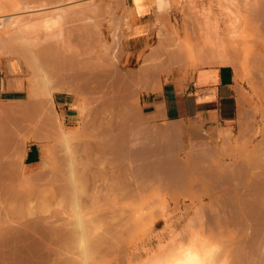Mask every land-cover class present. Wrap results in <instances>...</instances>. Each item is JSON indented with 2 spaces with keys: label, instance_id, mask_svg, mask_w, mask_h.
<instances>
[{
  "label": "rangeland",
  "instance_id": "obj_1",
  "mask_svg": "<svg viewBox=\"0 0 264 264\" xmlns=\"http://www.w3.org/2000/svg\"><path fill=\"white\" fill-rule=\"evenodd\" d=\"M96 1L98 2V0ZM136 1L138 0H133V4ZM150 1L151 3H154L153 0ZM222 1H226V3ZM222 1L220 4V0H168L170 7L166 10V12L161 13L163 16L160 15V13L156 16V22L152 29V37L149 38V42L146 44L127 43L128 36L132 34L131 29L132 25L134 24L132 10L130 9L131 6L129 5L128 0L127 7L124 6L125 8L123 7V10L121 9L122 5H120V9H116L118 12H115V14L109 12L107 13L106 11V13H102L103 15L101 14V17H99L100 19L102 18L101 23H103L101 24V29L103 32L102 44H106L107 46L111 45L109 46L110 54L112 53L111 55L115 54V52H118V56L120 55L122 59V63L119 65L120 72L122 70V72L125 71L124 73H132L135 76L133 81L134 83L130 88L128 87L127 89L126 86H123L124 88L120 87V90L117 88H112L113 84L110 83H113V77H109L110 75L105 74V72L103 74V71L100 70L99 72H102V75H100L101 73H98V76H100L99 79L102 78V82L104 80V83L98 79L99 82H101V85L99 82H96V85L91 84L92 91L91 88L87 89L86 85H83V87L82 85L78 84L80 85L79 88L82 87L81 89L75 85L76 83L72 84L75 86L71 85V87H74L75 89L78 88L79 90L77 89V91H86L80 96L82 121H80L78 124V126H80L77 127L78 130L76 129V131H78V136H76V141L74 144H77L76 146L79 147L78 151L83 155V157L86 158V154H88L87 156L92 160H90V164L93 162L91 166L89 165L91 168L90 170H93L94 172H91L93 176L90 174L92 182L90 181L91 183H89V188L93 189L92 191L89 189L90 194H93L95 190L100 191L103 187L105 188V185H102L103 187L99 185V183L104 184L101 169L102 164L105 165L107 169V177L109 176V178H107L108 183L113 182L114 184L115 182L117 184L119 183L120 179L123 178V175L120 177V168H123L124 170L127 165L130 166L132 163V166L130 167L132 169L130 172L131 176L126 178L130 179V185L133 184V188L130 186V189L133 191L137 184L138 189H144L143 192L147 190L149 191L143 194L141 190L136 191V188V190L133 192L140 193L141 191L143 195L140 193V195L137 194L135 196V194L131 192L133 195L126 194L127 198H120L115 201L102 200L100 203H92L90 199H88L87 204L86 206H83L81 213L76 214L74 210L75 204L72 201L74 197L70 196V192L67 190L56 191L54 188L48 187L52 179L55 180V174H53L51 170L48 171L49 169L46 170L43 165V163L46 161L45 157H48L50 154V163L52 166L54 165V168L60 169L56 176L58 180L57 185H65L67 183H70V185L72 184L73 176L71 166L64 160L66 146L61 143L62 141H59L60 138H58L59 140L56 138L52 142L49 140L40 141L41 157L40 162L37 164L38 170L32 171L30 174H25L23 165L19 163L22 159L18 161V167L20 170L17 168V172L22 175V178L24 179L23 184L30 175H39L40 173H42V175L38 177V183H34L33 186L35 187L31 189L32 186L29 185L31 193H26L28 195L27 199H25L24 202L19 199H14L12 205L22 204L24 208H29V206L32 205V207H34V204L38 205V199L41 196L47 195L48 193L52 194L54 198L52 197L53 199L48 201L47 204L41 208H38L36 205L35 209L33 210L26 209L27 212L24 213V215L22 214L21 216H16V221L20 224L37 221L39 225L44 227H47V222H49L51 225L62 227L65 233L64 242L62 243L66 248L64 255L69 259V264H102L99 259L107 244H111L113 241V238L111 237V231L113 228H121L120 230L122 231V234L119 236L120 240L117 241L122 249L117 251L116 254L117 256L123 257V264H128L129 262L130 264H172L174 260L182 256L188 248L201 253L207 251L210 259L212 258V255L210 256V254L213 253L215 256L212 259L213 264H239L236 260L237 256L233 251L240 245L239 240L241 239V236L246 235L245 233L247 231L245 230L247 229L244 228L245 226L240 227V225L237 223H226V221H224L225 218L223 219V217L228 218L231 215V211L229 210V202L231 201V198L236 196L235 194L237 191L243 193L242 196L245 197V193L252 189L250 185L254 181L247 179L249 182L247 183L245 181L247 175L246 177H243L246 174L244 171V169H246L244 168L246 167L244 163L245 158L247 159L249 156L250 150L254 151L255 149L260 148L258 151L255 150L256 153H259L260 151L264 152V48L260 40L256 38V28L244 22V18L246 17L247 13L250 11L252 12L255 9L262 10L264 7H233L232 5L229 7L227 0ZM103 2L104 4H107L110 2V0H103L98 3L103 4ZM224 4L226 5L224 6ZM187 5H189V7ZM52 8L54 9L55 7ZM111 14L114 17H111ZM85 17L86 16H84V18ZM122 17L124 18L122 19ZM78 19L82 20L83 18L78 17ZM73 21H71L72 23L69 24L72 25V28L69 26L68 29L71 32L75 31L73 40L74 42L76 41V43L78 42V44L81 45V48L78 46L79 50L81 49V52H85L87 51L84 50L87 49V38L86 35H84L85 29L83 30L81 29L82 26L77 27V25L82 24L83 28H85L84 25L87 24V20H85L86 22L84 20H82V22L77 21V23L76 21ZM114 22L115 25L112 26ZM73 25H75L77 28L75 26L73 27ZM213 26L216 27V29L213 28ZM74 28L76 29L74 30ZM211 31H213L214 34ZM115 34L117 37H115ZM91 40V46L94 48V52L97 53L100 49L99 38L97 39V37L94 36ZM188 43L194 45L196 52L198 51L203 53L204 51L203 56L210 57L213 55L217 56V59L212 63H205L206 65L203 63L195 64L193 59L184 52L185 54L182 58H179V60H172L171 62L169 59L170 57L168 58V53L170 54L171 49L176 48V46L179 44L182 45V47L184 46L182 48L183 50H185V48L187 50L189 45ZM120 45L122 46L121 48L119 47ZM111 49L114 51V53L111 51ZM0 57H7L6 51L1 48ZM219 57H222L223 59L225 58V61ZM125 58H129L130 61L128 59L126 60ZM126 62H128V64L125 65ZM208 65H232L235 68L237 80L244 93L238 102V123H236L234 127H230V129L225 127H205L203 124H198L195 121L177 122L176 124L172 125L169 130L171 131L173 127H180L183 129V131L185 130V133L182 131V129L179 130L180 132L174 133L175 135L185 134L182 144L183 146L181 148H175V152L170 150H165L164 152V150H159L156 147L151 148L156 144L152 143V140L150 139L152 136H148L146 139L145 135L141 134L142 131L136 128L139 125L127 123V119L129 118V109H132L136 116L146 115L142 109V95L152 91L147 92L143 89L137 88V86H143L144 84L146 86L149 82L150 86H154L153 89H155L156 85H160L162 82L168 81L177 75L188 74L197 70L198 68ZM46 66L45 68H48ZM25 76L29 87V73L27 70L25 71ZM103 85L105 86L103 87ZM114 89H117L116 92H121V89L123 90L119 97V94L114 95ZM110 91H112L111 94L109 93ZM114 96H116L115 99ZM106 98L108 103L105 102ZM111 100L113 101L114 105L111 103ZM113 106H117L115 107L116 109ZM119 109H121V111ZM59 116L63 123L64 130L71 132L72 129H69V127L64 124L63 117L61 115ZM129 120L133 121V123L136 122L135 124H139V122H143L145 119L142 118L137 120L134 118H129ZM84 124L86 127L88 126L87 132L90 134L81 132L84 129ZM148 126L152 131L151 128H153V126ZM153 129L154 131L156 130L155 128ZM134 130L137 132L135 133ZM224 130H229L232 132L233 139L231 142H227L220 137L221 132ZM117 132L122 133L123 135L117 134ZM128 132L130 133L127 134ZM124 133L127 135L124 136ZM113 134L114 137L117 135V137H124L126 139L129 135L128 142H131L132 146L130 147L128 142H126V139L125 141L121 139V141H123L121 144L123 145L125 143V148L121 145L120 149L117 148L115 151L112 150L113 148L108 142L111 141L110 138L113 137ZM26 140L27 139H25V142L28 141ZM146 142L148 143L145 144ZM142 143L145 144V147L148 146L150 148L144 150V148L141 146ZM111 144H113V142H111ZM41 145L43 147L45 146L44 150L42 149ZM223 148H226V151ZM46 149L49 150L47 153L45 151ZM244 149L247 151L243 152ZM22 154L24 155V152ZM23 155H20L19 157L23 158ZM233 155H237V159ZM130 156L132 158L131 161H129V159H131ZM204 156L207 157L205 158ZM121 158L123 159L121 160ZM233 158L236 159V163L235 159ZM172 162H174L173 167L175 168L173 171L176 172L173 173L174 177L176 178V183L172 182V180L169 178L170 172H173L170 170ZM237 162L238 164L241 162V166L238 165ZM122 163H126V165L124 166ZM232 163H234V166H231ZM159 166H163V171L166 169L163 174L164 176L166 174V183L163 182L164 185L162 187L158 186L161 182L156 177L157 174H159ZM183 166L186 169L182 170ZM195 166H197L198 169H195ZM238 166L240 167L238 168ZM144 167L147 168L144 169ZM150 167H153V169H149ZM155 167H159L157 171L154 169ZM192 167L195 170H192ZM234 168L238 169L234 170ZM240 168H243L241 170V176L243 177V180L239 178V173L237 174V171L240 172ZM43 169H45L47 172L45 173L44 170L43 173ZM189 169L192 170V173L194 171L195 175L192 174L191 170ZM204 169L206 171L203 172H205L207 175L204 173L205 175L202 174L204 175L202 176L200 173H198V171ZM230 170L236 171L234 173V175H236L234 176ZM242 171H244L245 174H243ZM130 173L128 175H130ZM197 173L199 179L195 177ZM122 174L126 175L125 172ZM132 174L135 176L136 180ZM229 174H231V176H229ZM153 175H155V177ZM187 175L191 176V178L189 177L191 179L190 181H192L193 178V181L197 180L198 182H195L198 185H193L192 189L194 191H191L192 189L187 190V188H185L186 182L189 180L187 179ZM118 176L120 179H118ZM202 177L204 178L203 180L201 179ZM232 177L234 182L237 180V183L233 182ZM49 179H51V181ZM117 179L119 181H117ZM132 181H134V183H132ZM153 181L155 184H152L151 186ZM245 182L248 185H246ZM139 183H141L142 187L144 185L146 186V184H148L150 187L147 186L148 189H146V187L141 188V186L138 185ZM111 184L112 183H110V185ZM166 184L168 188H166ZM175 184L179 186H174ZM51 185H53V182H51ZM113 186H115V184ZM153 186L155 189H153ZM172 186H174V188ZM238 186L240 188H238ZM100 187L102 188L100 189ZM151 187L152 190L150 191ZM156 187L159 191L156 190ZM231 187H236L237 191L235 192L234 189L233 192V188L230 189ZM115 188L118 189V186H115ZM160 188L162 190H160ZM176 188L179 189L174 190ZM130 189L127 191V193L130 192ZM166 190L169 191L167 192ZM105 191L106 188L103 192ZM229 192L230 194L233 192L232 194L234 195H230ZM240 192L239 194H241ZM31 194L34 197H32ZM35 197L38 199L36 200ZM30 198L33 200H30ZM29 200L31 202L33 201V203L29 204ZM224 207H226V209H224ZM217 213H219V215ZM218 216H221L220 218H222L221 220H223V222L219 220L220 218H218ZM158 221L159 224L156 225ZM79 222L84 224L86 228L84 232L80 231ZM219 223H224L225 225L223 224V226H221ZM229 230H234L237 232L239 238L237 237L234 240L230 236ZM43 233L47 234L45 232H42V234ZM104 233H108L105 237L106 242H104V244H102L103 242H98L99 248L96 249L95 244L97 240L103 239L101 236H103ZM82 241L86 242L88 245V260H86L85 254L81 250ZM3 245L5 247V244ZM30 248L35 250L38 248L37 252L41 251L39 246L34 247L33 245ZM210 259L209 263L211 264L212 262ZM34 263L37 264V261H34Z\"/></svg>",
  "mask_w": 264,
  "mask_h": 264
},
{
  "label": "bare ground",
  "instance_id": "obj_2",
  "mask_svg": "<svg viewBox=\"0 0 264 264\" xmlns=\"http://www.w3.org/2000/svg\"><path fill=\"white\" fill-rule=\"evenodd\" d=\"M101 1H103V0H101ZM101 1L98 0V2H101ZM107 1H109V0H107ZM153 1L155 3V5H154V3L152 2L153 5H154V7H156L155 9H157L160 12V15H162L161 13L166 12V10L170 7V3L168 2V0H153ZM221 1L222 0H220V4H221ZM227 1H228L227 3H229L228 4L229 7L231 5L233 7H264V0H227ZM98 2L96 0H0V48L3 49L4 51H6L8 58H10V59H22L26 65L27 71L29 73L28 79H29V83H30V88L28 89L29 90L28 100L26 102H24V110L26 113L28 112V110L32 109V106L34 104H36V103L38 104V102H41L40 105L41 104L43 105L42 109L40 108L42 110V113L47 112V111H51L52 109L50 108V110H49L47 107H50L49 104L53 103V98H54L53 96H54L55 92H66V93L71 92V93H73V92L77 91V89L80 87V85H82V86L86 85V88L87 89L91 88V91H92V85H96V82H99V80L101 81V79H102V78L99 79L100 76H98V73L99 74L101 73L100 75H102V72H99L100 70L103 71V74L105 72V74L110 75L109 77H113V83H110V84H113L112 88H117L120 90V87L124 88L126 86V89H127L128 87L130 88L132 86V84L134 83L133 81H134L135 76L132 73H130V72L124 73L125 71L122 72V70L120 72L119 65L122 63V61H121L122 59H121L120 55L118 56V52L117 53L115 52V54L111 55L112 53L110 54V47H109L111 45L107 46L106 44H102L103 32L101 29V26H102L101 24H103V23H101L102 18L101 19L99 18V17H101V14L106 13V11H107V13L109 12V13L115 14V12H118L117 11L118 8L120 9V7H121L120 5H122L121 9L123 10L124 6L127 7V0H110V2L107 4H104V2H103V4L98 3ZM217 2H216V4H217ZM222 2L226 3V1H222ZM139 3H140V0L136 1L134 3L135 7H140ZM189 5H187V6L189 7ZM225 5L226 4H224V6ZM152 6H151V8H152ZM182 6H184V5H182ZM52 7H55V8L53 9ZM218 7H220V6H218ZM247 15H246V17L244 16L245 18L243 17L244 22H246V24H250L256 28V38L258 40H260V42L262 43V46L264 48V9H262V10L255 9L254 11H252V12L250 11L249 13H247ZM84 16H86L87 18L86 17L84 18ZM78 17L83 18L82 20H84V21L87 20V24L84 25L85 28H83L82 24H78V25L75 24V25H77V27L82 26L81 29H83V30L85 29L84 35H86V38H87V42H86L87 43V49H84L87 51H85V52H81L80 51L81 49L79 50V48H81V45L78 44V42L76 43V41L74 42V40H73L75 31L71 32L68 29L69 26H70V28H72L71 27L72 25H69L72 23L71 21L76 19L75 20L76 23H77V21L82 22V20L78 19ZM111 17H114V16H112V14H111ZM123 18L124 17H122V19ZM125 18H126V16H125ZM103 20H105V19H103ZM75 21H73V22H75ZM157 21H159V20H157ZM75 25H73V27ZM114 25H115V22L112 26H114ZM76 28H74V30ZM116 28H118V27H116ZM213 28L216 29V27H214V26H213ZM211 32H213V31H211ZM80 34H78V35H80ZM116 34H115V37H117ZM213 34H214V32H213ZM76 35H77V33H76ZM81 35H83V34H81ZM113 35H114V33H113ZM94 36L97 37V39L99 38V44H100L99 48L100 49L97 53L94 52V48L91 46V44H92L91 39ZM82 41H84V40H82ZM78 46H79V48H78ZM116 47H118V46H116ZM119 47L121 48L122 46L120 45ZM183 47H182V45L178 44V46H176V48L171 49L170 54L168 53V58L170 57L169 59L171 60V62H172V60L173 61L179 60V58H182L185 53L190 58L193 59V62L195 64L196 63H201V64L206 63L207 64V62L212 63L217 59V56H213V55L210 57L203 56L204 51H203V53L198 52V51L196 52L194 45H192V44L188 45L187 50H186V48H185V50H183L182 49ZM112 49H111V51H112ZM200 51H201V49H200ZM112 52L114 53V51H112ZM127 59L129 60V58H127ZM220 59L225 61L224 60L225 58L223 59L221 57ZM126 64H128V62H126L125 65ZM45 66L48 68H45ZM111 80H112V78H111ZM106 81H105V83H106ZM101 82H99L100 85H101ZM73 83L74 84L76 83L75 85L78 88L75 89L74 87H71V85ZM102 83H104V80ZM78 84H80V85H78ZM75 85H72V86H75ZM104 86L105 85H103V87ZM81 88H79V89H81ZM137 88L143 89L144 91H147V92L154 90L153 89L154 86H150L149 82H148V85L145 86V84H144L143 86L142 85L137 86ZM116 90L114 89V91H115L114 95L119 94L118 95V97H119L123 90L121 89V92L118 91L119 93L116 92ZM76 93L80 94V91L76 92ZM109 93L111 94L112 91H110ZM115 97L116 96H114V99H115ZM106 100H107V98H106ZM106 100H105V102L108 103V100L107 101ZM111 103H113V101ZM113 105H114V103H113ZM115 107H117V106H115ZM43 109H46L47 111L46 110L44 111ZM53 109L55 110V108H53ZM127 109H129V108H127ZM119 110L121 111V109H119ZM10 113H12V112H10ZM136 113H137V111H136ZM35 114H36V112H35ZM121 114H122V112H121ZM47 115H49V112H47L45 116H47ZM128 115H129V118H134L137 120L143 118L142 116H136V114H134L132 109H129ZM11 116L12 115H10V117ZM32 116H34V115H32ZM49 116H47L48 119L45 117V119L48 120V122L46 120H45L46 122L45 121L44 122H45V124L46 123L52 124L51 128L53 129V131H51V132H56V133H53V134H57L55 138H57V139L60 138V140L59 139L58 140L60 142L62 141L61 143H63L66 146V153L64 155V160L66 162H68L71 166L73 182L71 185H70V183H67L65 185H59V184L57 185L58 180H57L56 176H57L60 169L54 168V165L52 166V164L50 163L51 162V159H50L51 156L49 154L48 157L44 156L46 158V161H45V163H43V165H44V168H46V170L49 169L48 171L51 170L52 173L55 174L54 175L55 180L52 179V181H51V179H49L51 182H53V185H51V182H50V185H48V187L54 188L56 191L57 190H67L68 192H70V196L74 197L72 199V201L75 204L74 210H75L76 214L81 213L82 208L84 205L86 206L88 199H90V201L92 203H100L102 200L115 201V200L120 199V198H125L126 194L127 195L135 194V196H136L137 194L140 195L141 191L143 194H145L147 191H149V190H147V191L143 192L144 189H138L137 184H136V187L133 189V191H135L137 188L136 191L141 190L140 193H137V192L134 193L130 189V186H131V188H133V184L130 185L131 184V183L129 184L130 179H126V178H128V176H131L130 172L132 169L130 167L132 166L131 165L132 163L130 164V162H129L130 166L127 165L124 170H123V168L122 169L120 168V171H121L120 175L121 176L120 175L119 176L122 177V175H123V178L120 179L119 176H118L119 178L117 177L118 179H120V181L117 179V181H119V183H117L118 185L114 182L115 186L116 187L118 186V189H116L115 186H113L114 185L113 182H110L109 179H108L109 182L112 183L113 185L112 184L110 185V183H108L107 178H109V176L107 177V169H106L105 165H103L101 163L102 164L101 169H102V174H103L102 177H103V183L104 184L99 183V185L100 186L105 185L106 191L103 192L105 188L102 186L104 189L102 187H100V189L102 188V190H100V191L95 190L93 194H90L89 193V189H90L89 183L92 182L90 174L93 176V174L91 173V172H93V170L92 171L90 170L91 168L89 167V165L91 166L93 162L90 164L91 159L87 156L88 154H86V158L83 157V155L78 151L79 147L76 146L77 144L76 145L74 144V142L76 141V136H78L77 135L78 131H71V132L65 131L64 127H63V123L60 119V116L55 111L53 112V114H51V116H53V118L50 117V118H52L51 120H50ZM10 117H9V119H10ZM129 118H128V120H129ZM11 120L13 121V119H11ZM129 121H131V120H129ZM29 122H30V119H29ZM39 122L40 121H38V123ZM134 123H136V122H134ZM139 123L141 124L143 122H139ZM114 124H116V123H114ZM130 124H131V122H130ZM34 125L36 126V124H34ZM39 125H41V124H39ZM9 126L11 128V125H9ZM142 126H143V124H142ZM34 127H32V128L34 130H36ZM47 128L49 129V127H46V129ZM109 128H110V125H109ZM157 129H160V128H157ZM181 129L182 128H180V127H173L171 129V131L168 130L167 134L173 135L174 133L180 132L179 130H181ZM11 130L12 129H10V131ZM34 130H32V131L34 132ZM165 130L167 131V129H165ZM141 131H143V130H141ZM149 131H151V130L149 129ZM156 131H155V133H156ZM164 131L162 130L161 133L166 136V134H164L165 133ZM182 131H183V129H182ZM11 132H13V131H11ZM136 132L137 131H135V133ZM144 132H145V130H144ZM129 133L130 132H128V134ZM32 134L34 135V133H32ZM117 134H119V133L117 132ZM141 134H143V133H141ZM153 134L154 133H152V135ZM50 135H52V134L50 133ZM138 135H140V134H138ZM170 135H167V137H165V138H168V136L170 137ZM232 135L233 134L231 131L224 130L223 132H221L220 137L227 142H231L233 139ZM34 136L36 137L37 135L35 134ZM113 137H114V134H113ZM116 137H117V135H116ZM153 137H154V135H153ZM158 137H159V135H158ZM23 138L27 139V140H31L34 137H30V135H29V136H25ZM44 138H47V137H44ZM52 138H54V137H52ZM128 138H129V135H128ZM208 138H210V137H208ZM38 139H37V141H38ZM121 139H123V141H125L124 137H121L120 140ZM163 139H164V137H163ZM176 140H177V138H176ZM41 141H44V140L41 139ZM123 141H121V143H123ZM166 141H167V139H166ZM109 143H111V142H109ZM124 144L123 145L121 144V145L124 147ZM137 144H139V143H137ZM21 145H23V144H21ZM161 145H162V143H161ZM112 146H113V144H112ZM116 146H118V145H116ZM137 146H139V145H137ZM44 147L42 146L43 150L45 149ZM103 149H104V147H103ZM259 149H255V150L258 151ZM18 150H19V148H18ZM104 150H103V152L105 153ZM45 151L47 153V151H49V150L46 149ZM125 151H126V149H125ZM246 151H247L246 149L243 150V152H246ZM254 151L250 150L249 156L247 157V159L245 158V162L243 161L246 165V167H244V168H246V169H244L246 174L244 173V171H242L243 174H245V176H243V177H246V175H247V178H245L246 179L245 181L247 183H249L247 181V179L254 181L250 185L252 187V189L248 190V192L245 193V197H243L242 196L243 193H241L240 191H237L236 187L235 188L231 187L230 189L233 188L232 191L235 189V192L237 191L238 194L236 192V194H235L236 196L234 198H231L230 202L228 201L229 202V210L231 211V213H230L231 215L229 216V214H228V216H229L228 218L223 217V219L225 218L224 221H226V223H230V224L237 223L238 225H240V227L245 226L244 228L247 229V230H245V231H247L245 233L246 235L241 236V239L239 240L240 245L238 246V248H236L233 251V252H235V254L237 256L236 260L239 264H264V152L260 151L259 153H256V151L255 152ZM17 153H20V151ZM86 153H88V152H86ZM194 153H196V152H194ZM142 154H143V152H142ZM13 155L15 156L14 153H13ZM17 155L20 156V154H16V158H17ZM21 155H23V154H21ZM158 155H160V154H158ZM19 156H18V158H20V159H18V160L20 161L22 158ZM190 156H192V155H190ZM207 156H209V155H207ZM207 156H204V157L206 158ZM210 156H212V155H210ZM236 156H234V157L236 158ZM156 157H158V156H156ZM6 158L8 159V157H6ZM119 158H120V156H119ZM130 158H131V156H130ZM235 158H233V159H235ZM122 159L123 158H121V160ZM139 159H140V156H139ZM165 159H167V158H165ZM194 159H196V158H194ZM236 159H235V163H236ZM131 160H132V158L129 159V161H131ZM14 162H16V159ZM185 162H186V160H185ZM241 162H239V163L241 164ZM173 163L174 162H172L171 168L169 166L171 171H173V169H175L173 167ZM196 163H198V162H196ZM203 163H205V162H203ZM17 164H18L17 162L16 163L12 162L11 169H10L11 175L15 173ZM237 164H238V162H237ZM240 164H238V165H240ZM122 165L125 166L126 163L125 164L122 163ZM232 165L234 166V163H232L231 166ZM186 166H187V164H186ZM240 166H238V168ZM159 167L154 168V169L157 171V169ZM193 167L191 168L192 170L194 169ZM195 167H196L195 169H198L197 166H195ZM230 167H229V169H230ZM238 168H234V170L235 169L237 170ZM140 169H142V168H140ZM183 169H186V168H184V166H183L182 170ZM191 169H189V170H191ZM242 169L243 168H240L239 169L240 172L237 171V174L239 173L238 175L240 177L239 176L238 177L243 180V177L241 176V170ZM18 170H20V168ZM44 170L45 169L42 170L43 173H44ZM46 170H45V173L47 172ZM192 170H191V173H192ZM234 170H230V171H232L233 175L236 172ZM112 171H114V170H112ZM164 171H163V166L160 167V169L158 170L159 174H157V176H156L157 179L161 182L158 185L160 187H162L164 185L163 182L166 183V181H165L166 174H165V176L163 175ZM201 171H198V173H200L202 175L205 173L203 171H206V170L204 169ZM124 172L126 173V175L122 174ZM189 172H187V173H189ZM17 173H19V172H17ZM37 173H39V172H37ZM37 173H35V174H37ZM129 173H130V175H128ZM173 173H176V172L175 171L170 172L169 178L172 180V182H175L176 178L174 177ZM198 173L195 177H197L199 179ZM192 174H194V171ZM41 175H42V173H40L39 175H32V176L30 175L29 178H27V180L25 181V183L22 184L18 189H12V190H11V188L8 189L9 191L11 190L9 197L8 198L5 197L8 200L3 199L4 201L1 200V202H0V240L3 241V242H1L2 244H5V247L0 250V264H35L34 261H37V264H69V262H70L69 259L64 255L66 252V248H65V245L62 243L64 242L65 233H64V229L62 227L57 226V225H51L49 222H47V227L46 226L44 227L42 225H39L37 223V221H35V222L31 221V222L23 223V224H20L16 221L17 220L16 216H21L22 214L24 215V213L27 212L26 209L27 210L28 209L29 210L35 209V206L37 204H34V207H32L33 206L32 205V206H29V208H24V206L22 204L12 205L13 200L19 199V200L24 202V200L27 199V197H28V195L26 193L30 192L29 187L32 186L31 189L33 187H35L33 185H34V183L36 184L38 182L37 179ZM161 175L164 177H162ZM204 175H202V176H204ZM12 176H14V175H12ZM153 176L155 177V175H153ZM229 176H231V174H229ZM189 177L191 178V176L187 175V179H189V180H187V182H186V185H185L186 187L184 186L185 188H187V190L192 189L194 184L198 185L197 180L193 181L194 179L192 178V181H193L192 182V181H190L191 179ZM233 177H232V180H233ZM98 178H99V176H98ZM197 178H195V179H197ZM226 178H228V177H226ZM113 179H114V177H113ZM131 179H132V177H131ZM134 179H135V176H134ZM201 179L203 180L204 178L202 177ZM236 179H237V177H236ZM134 181H132V183H134ZM226 181H228V180H226ZM195 182H197V183H195ZM233 182H234V180H233ZM48 183H49V181H48ZM136 183H138V182H136ZM204 183H205V180H204ZM234 183H237V180ZM247 183H246V185H248ZM152 184H155V182L153 181V183H151V186H152ZM178 184H179V182H178ZM138 185L141 186V188L146 187V189H148L147 188L148 184H146V186L144 185L143 187H142L141 183H139ZM171 185H173V184H171ZM176 185L177 184H175L174 186H176ZM179 185H177V186H179ZM92 186H94V185H92ZM174 186H172V187L174 188ZM9 187H11V186H8V188ZM148 187H150V186H148ZM166 188H168L167 184H166ZM238 188H240V187L238 186ZM129 189H130V192L127 193V191H129ZM153 189H155L154 186H153ZM178 189L176 188L174 190H178ZM14 190H16V191H14ZM92 190L93 189H90V191H92ZM151 190H152V187L150 188V191ZM156 190L159 191L157 189V187H156ZM160 190H162V189L160 188ZM184 190H186V189H184ZM191 191H194V190L192 189ZM131 192H133V194ZM239 192L241 194H239ZM244 192H245V188H244ZM142 193H141V195H143ZM232 193L230 194V192H229L230 195H234ZM31 196L34 197L32 194H31ZM52 197H53L52 194H49V193L45 196H41L39 199L35 197L36 200L38 199L37 207L38 208L43 207L44 205L47 204L48 201H50L54 198V197L53 198ZM72 197H70V198H72ZM1 199H2V197H1ZM30 200H33V199L30 198ZM228 202H227V205H228ZM31 203H33V201L32 202L30 201L29 204H31ZM217 203H219V202H217ZM224 209H226V207H224ZM227 210H228V206H227ZM217 212H219V211H217ZM217 214L219 215V213H217ZM220 217L218 216V218H220ZM221 219L222 218H220L219 220H221ZM221 221L223 222V220H221ZM158 224H159V221L156 223V225H158ZM223 224L224 223H222L220 225L223 226ZM235 226H236V224H235ZM237 227H239V226H237ZM79 228H80L81 232H84V230L86 229L82 222H79ZM120 229L119 228H113L112 229L111 237L113 238V241L111 242V244L106 243L107 246L102 251V255L100 256V259H99L102 262V264H123V262H124L123 257L117 256V254H116L117 251H120L122 249L121 246L117 242L118 240H120L119 236L122 234V231ZM42 232H45L47 234H44V233L42 234ZM107 234L108 233H106V234L104 233L103 236H101V237H103L104 240L103 239L97 240V242L95 244L96 249L99 248V246H98L99 243L103 242L102 244H104V242H106L105 237L107 236ZM229 234L234 240L237 237L239 238L238 233L235 232L234 230H229ZM114 236H115V238H114ZM114 239H116V240H114ZM33 245H34V247L39 246V248H41V251L37 252L38 248H36V250L31 249L30 247H32ZM87 246L88 245L86 242H84V241L81 242V250L85 254L86 260L89 259V256H88L89 249L87 248ZM207 253H208L207 251H205L204 253H201V252H198V251L193 250L191 248H188L184 252V254L182 256L178 257L177 259H175L172 264H210L209 263L210 258L208 256L209 254H207ZM211 255H212V258L210 260L212 262L213 261L212 259L215 256L213 255V253H211L210 256ZM31 262H33V263H31ZM128 264H130V262ZM211 264H213V262Z\"/></svg>",
  "mask_w": 264,
  "mask_h": 264
},
{
  "label": "crops",
  "instance_id": "obj_3",
  "mask_svg": "<svg viewBox=\"0 0 264 264\" xmlns=\"http://www.w3.org/2000/svg\"><path fill=\"white\" fill-rule=\"evenodd\" d=\"M128 1L131 6L130 9L132 10L134 24L131 29L132 34L128 36L127 43L146 44L149 42V38L152 37V29L156 22V16L160 12L155 9L156 7L152 6L150 0H140V7H135L132 2L133 0ZM26 70V65L22 59L0 57V202L1 200L4 201L3 199L8 200L7 198L11 190L18 189L23 184L24 179L22 175L16 173L18 164L15 173L12 174L14 176L10 173L12 162L18 163L19 161V155H17L16 158V154L21 155L24 151L20 164L23 165L24 173L30 174L32 171L38 170L37 164L40 162L41 157V139L45 141L49 140L50 142L56 139L55 137L57 134H53L56 132H51L53 131L51 123H49L50 125L48 123L45 124L46 121L48 122L45 117L47 118V116L50 115L49 118H53L51 114H53L54 111L57 112V114L63 117L64 124L69 127V129H72V131H76L77 127H79L78 124L82 121L80 95L86 91H80V94L76 93L79 91L73 93L55 92L53 103L49 104L50 107H47L49 110L51 108L53 111L51 110V112L43 109L49 112L47 116H45L47 112H43L44 114L42 113L41 109L43 105H40L41 102L34 104L32 109L28 110L26 113L24 110V102L28 100V89L30 88L26 82ZM154 90V92L152 91L142 95V109L143 112L146 113V115L142 117L146 119L143 121V123H145L135 124L127 119V123L131 122V124L139 125L136 128L143 130L142 133L145 135L146 139L148 136H152L150 139H153L152 143L156 144L151 148L156 147L159 150H170L173 152H175V148H181L183 146L185 134H171L172 136L167 134L169 128L177 122L195 121L198 124H203L205 127L225 128L234 127L236 123H238V102L244 93L237 80L236 70L232 65L204 66L191 73L177 75L168 81H164L160 85H156ZM53 108H55V110ZM10 115L12 116L10 117ZM52 118H50V120ZM11 119H13L14 122ZM38 121L40 122L38 123ZM34 124H36L37 127ZM9 125H11V128ZM148 125H152L153 128L157 130H155L156 133L153 128L152 131H149ZM46 127H49V129H46ZM83 128L85 130L83 129L81 131L82 133L90 134L87 132L88 126H83ZM10 129H12L11 131L13 132H11ZM165 129H167V131ZM32 130H34V132ZM162 130H165L164 134H166V136L161 133ZM151 132L154 133L153 135L156 139ZM32 133L37 136L35 137ZM50 133L52 135H50ZM119 134L121 135V133ZM127 134L124 133L125 136ZM26 135H30V137L34 138L25 142L23 137ZM167 135H170V137L168 136V138H165ZM110 140L109 142H113V146L111 143L110 145L114 151L117 147L120 148V137H111ZM128 140L127 137L126 142H128ZM147 143L148 142L145 144ZM128 144L132 146L131 142H128ZM145 144H141L144 149L150 148L145 147ZM19 151L20 153H17ZM6 157H8V159ZM14 158L16 162H14ZM144 169L146 168L144 167ZM149 169H153V167ZM8 186L11 187L8 188ZM10 188L11 190L9 191L8 189ZM3 247L4 245L0 240V250Z\"/></svg>",
  "mask_w": 264,
  "mask_h": 264
}]
</instances>
